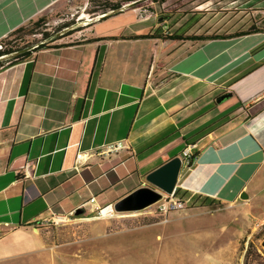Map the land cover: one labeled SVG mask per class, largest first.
Instances as JSON below:
<instances>
[{
    "label": "crops",
    "instance_id": "0c3cea01",
    "mask_svg": "<svg viewBox=\"0 0 264 264\" xmlns=\"http://www.w3.org/2000/svg\"><path fill=\"white\" fill-rule=\"evenodd\" d=\"M62 1L0 0V42ZM138 9L100 14L0 67V251L19 233L41 238L38 224L84 204H114L188 145L197 159L177 187L189 197L236 203L263 168V21L230 38H135L199 33L196 16L175 23ZM120 139L128 151L100 152Z\"/></svg>",
    "mask_w": 264,
    "mask_h": 264
},
{
    "label": "rangeland",
    "instance_id": "374dc122",
    "mask_svg": "<svg viewBox=\"0 0 264 264\" xmlns=\"http://www.w3.org/2000/svg\"><path fill=\"white\" fill-rule=\"evenodd\" d=\"M142 2L137 7L140 15L160 11L152 0ZM99 5L98 0H64L35 33L11 37L9 48L35 45L43 31L57 33L65 22L75 21L69 27L81 28L101 14ZM162 8L179 12L182 20L196 16L199 33L233 32L254 20L264 23V0H167ZM15 53L3 58L6 65ZM246 192L247 197L233 204L189 203L166 216L155 210L156 203L107 215L73 213L38 224L35 229L43 231L41 238L19 233L9 239L15 242L1 243L0 264H245L250 243L264 264V166Z\"/></svg>",
    "mask_w": 264,
    "mask_h": 264
},
{
    "label": "trees",
    "instance_id": "16d2710c",
    "mask_svg": "<svg viewBox=\"0 0 264 264\" xmlns=\"http://www.w3.org/2000/svg\"><path fill=\"white\" fill-rule=\"evenodd\" d=\"M152 1L158 4L159 9H160L158 14L160 15L162 20L165 18H173L175 16L174 21L176 23V21H178L180 18H182V17L178 16L179 12H177V11L167 12V11L163 10L162 5L167 0H152ZM98 2L100 3L99 7L102 11L101 14H106L101 19H106L107 17H109L111 15L118 14V13L122 12L125 7L129 8V9H133V8L143 6L142 0H98ZM129 4H131V5H129ZM97 11H99V10H97ZM109 11H111V13H108ZM47 22H48V16L43 15V16L39 17L37 20L29 22L28 24L23 25L20 28L14 30L9 38L2 40L0 42V44H2V48H0V67L6 65L5 61L3 60L4 57H2L3 55H8V54H12V53L16 52L15 53L16 55L14 56V58L11 59L9 64L19 62V61L29 57L34 50H38V49H42L44 47L51 46L50 43L54 39H59L63 36L70 35L74 31H77L80 29L78 27H75L71 30H68L64 34H62V36H55V34H57V33H51L49 31L45 30L42 32L43 38L41 40H39L35 45L32 44L31 46H24V47H22L20 49H16V50H12L11 48H9L10 44H9L8 40L11 37H13L15 34L25 32V31L27 33H35V30L37 28L41 27L42 25L46 24ZM72 23H75V21L65 22V23L61 24V26H59V27H60V29H64L65 27H69ZM260 30H261V28L256 26L255 24L251 25L247 29H240V30H236L233 32H225V33L213 32V33L187 34L186 33L187 30H180V28H179L172 33H171V31H168L166 33H158L157 32L158 30H157L154 33L141 34V35H136L134 37L135 38H139V37H163L164 39H170V40H187V39H189V40L200 41V40H210V39H218V38L237 37V36H241V35L254 33V32H257ZM61 45L62 44H55V46H57V47L61 46ZM196 157H197V155L195 154L194 158H196ZM112 165H117V162L116 161L112 162ZM112 165H110V166L108 164L104 165L103 171L105 172V171L109 170L112 167ZM175 194L179 195L181 198H188L189 197L186 193H181L180 189L178 187L175 190ZM198 202H201L203 205L220 203V202H217L215 199H212L209 197H202V196L191 197V203L194 204V203H198ZM78 216H81V215H78ZM257 256H259V254H257V252L255 251L254 245L250 243V245L246 251L245 264H261V263L263 264L262 261L258 260Z\"/></svg>",
    "mask_w": 264,
    "mask_h": 264
},
{
    "label": "water",
    "instance_id": "95a60500",
    "mask_svg": "<svg viewBox=\"0 0 264 264\" xmlns=\"http://www.w3.org/2000/svg\"><path fill=\"white\" fill-rule=\"evenodd\" d=\"M100 16L103 17L105 14H101ZM230 95L231 93L226 92L225 94L219 96L217 101L221 102ZM181 168V156H175L169 159L147 174V185L140 186L112 204L114 209L117 212L142 210L155 204L162 198L164 193H173L177 187ZM247 196V192H242L241 197ZM84 212L85 209L83 207H78L74 211L76 215H81Z\"/></svg>",
    "mask_w": 264,
    "mask_h": 264
},
{
    "label": "built area",
    "instance_id": "2783aa9c",
    "mask_svg": "<svg viewBox=\"0 0 264 264\" xmlns=\"http://www.w3.org/2000/svg\"><path fill=\"white\" fill-rule=\"evenodd\" d=\"M0 48H2V44H0ZM5 56L6 55H3L2 57H5ZM123 150L128 151L129 146L125 140L120 139V140L105 144L104 146H102L100 152L102 154H107L109 156H111V155L118 156L119 152H121ZM84 156H85V154H83L82 152H80L78 154V158H83ZM194 156H195V153L193 151L192 146L191 145L186 146L182 152V155H181V158H182L181 170L183 168L191 169V167L193 166V164L196 162V159H197V158H194ZM95 199H96L95 197H92L90 199V202H95ZM189 203H191V197L181 198L179 195L175 194V191L173 193H164L162 198L156 202V209L155 210L159 214L166 216L169 212H171L173 210H180V209H184V208L188 207ZM81 207H83L87 213L102 214L104 208H111L113 210L112 212L115 211L112 204L107 205V206L95 205V206H90V208H89V206H86L84 204ZM74 211L71 214H73ZM68 215L69 214L58 215L53 220L57 221L59 219H65L68 217Z\"/></svg>",
    "mask_w": 264,
    "mask_h": 264
},
{
    "label": "bare ground",
    "instance_id": "6f19581e",
    "mask_svg": "<svg viewBox=\"0 0 264 264\" xmlns=\"http://www.w3.org/2000/svg\"><path fill=\"white\" fill-rule=\"evenodd\" d=\"M113 210L111 208H104L102 214L107 215L110 214V212H112Z\"/></svg>",
    "mask_w": 264,
    "mask_h": 264
},
{
    "label": "flooded vegetation",
    "instance_id": "af4514ba",
    "mask_svg": "<svg viewBox=\"0 0 264 264\" xmlns=\"http://www.w3.org/2000/svg\"><path fill=\"white\" fill-rule=\"evenodd\" d=\"M85 213H86V211H85Z\"/></svg>",
    "mask_w": 264,
    "mask_h": 264
}]
</instances>
